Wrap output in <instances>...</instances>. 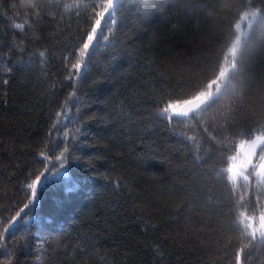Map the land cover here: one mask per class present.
Listing matches in <instances>:
<instances>
[{
  "label": "trees",
  "instance_id": "1",
  "mask_svg": "<svg viewBox=\"0 0 264 264\" xmlns=\"http://www.w3.org/2000/svg\"><path fill=\"white\" fill-rule=\"evenodd\" d=\"M34 2L0 0V264H264V177L229 178L264 135V0H116L78 72L101 0Z\"/></svg>",
  "mask_w": 264,
  "mask_h": 264
},
{
  "label": "snow or ice",
  "instance_id": "2",
  "mask_svg": "<svg viewBox=\"0 0 264 264\" xmlns=\"http://www.w3.org/2000/svg\"><path fill=\"white\" fill-rule=\"evenodd\" d=\"M31 6L35 7L41 5L39 0H35V2L31 4ZM110 12L114 15V0H101L100 10L95 14L96 18L94 24L91 27V30L87 32L86 37L83 39L82 46L79 47L81 59L72 65L73 70H76L78 72L82 68L83 57L85 56L86 53H88L90 47L93 45V42L97 37L98 29L101 27L102 20L105 18L106 14H109ZM253 16H255V12H253ZM17 27H19V25H17ZM105 39L107 40V37H105ZM239 44H240V37L237 36L232 41L231 46L228 49V51L231 53L233 57L237 53ZM232 63L234 64L235 61L233 60ZM9 71H11V69H9ZM225 71L226 69L221 68L219 71V75H217L215 80H213L209 85L210 87L215 86L217 92H219L220 81L221 78L224 76ZM4 83L7 84L8 81H4ZM211 95L212 94L210 92L201 91L192 100L185 101L183 108H181L177 104H169L168 107L165 109V111L162 113V115H166L168 110H171L174 113L187 115V113L191 111L192 107L199 108L201 104L209 100ZM255 116H260L264 118V109H262L260 113H254L253 118H255ZM242 146L243 144L241 145V147ZM257 149H259V152L257 151ZM257 155H259V160H260V163L258 165L254 163V158ZM230 159L233 161V164L229 168V172L231 173V176L229 178L232 179L233 181H235L238 176H243V179L245 180V182H247L249 180V176L244 175L245 170L249 171V173L252 170H256L258 176L264 177V135L257 136L254 140L251 141L247 152L244 154L243 160L239 164L235 163L237 159L236 156H233ZM43 175H44L43 173L37 175L36 179H34L30 184H28V188L31 190V197L29 201L30 203L34 200L36 196L37 187ZM27 207L28 205H25V208ZM19 215L20 213L17 212L16 216ZM16 216H13L12 220H15ZM260 228L262 230L261 234L264 235V212H261L260 215ZM0 240H3V236H0ZM0 249L5 250V255L12 254L3 245H0ZM239 259L240 257L239 255H237V261H239Z\"/></svg>",
  "mask_w": 264,
  "mask_h": 264
},
{
  "label": "rangeland",
  "instance_id": "3",
  "mask_svg": "<svg viewBox=\"0 0 264 264\" xmlns=\"http://www.w3.org/2000/svg\"><path fill=\"white\" fill-rule=\"evenodd\" d=\"M115 1L116 0H114V4H115ZM249 16V14L248 13H246L245 14V17H248ZM243 20H244V18H243ZM229 68H231L232 67V64L230 63L229 64ZM177 105H180V103H178ZM174 113V112H173ZM175 115H177V113H174ZM250 143L251 142H249V143H247L245 146H243L242 148H241V151L239 152V154L237 155L238 156V158L236 159V161H235V163L236 164H239L242 160H243V158H244V154L247 152V150H248V147H249V145H250ZM260 163V162H259ZM258 163V164H259ZM257 164V165H258ZM247 170H245V172H246ZM253 172H254V174H255V176H257L258 178H262L261 176H258L257 175V171L256 170H252ZM244 172V173H245ZM231 174V173H230ZM232 180V179H231ZM243 180V176H238L237 178H236V180L234 181V183L236 184V185H238L239 184V182H241ZM233 181V180H232ZM252 227V230L254 231V232H258V230L259 231H262L261 230V228H260V218H259V224L258 225H256V226H251Z\"/></svg>",
  "mask_w": 264,
  "mask_h": 264
},
{
  "label": "water",
  "instance_id": "4",
  "mask_svg": "<svg viewBox=\"0 0 264 264\" xmlns=\"http://www.w3.org/2000/svg\"><path fill=\"white\" fill-rule=\"evenodd\" d=\"M194 98V97H193ZM193 98H190V99H187V100H192ZM186 100V101H187ZM185 102V101H184ZM184 102H182L179 106L181 107V108H183L184 107ZM206 102L207 101H205L203 104H201L200 106H199V108H197V107H192V109H191V111H189L188 113H187V115H183V114H179L178 113V115L180 116V117H190V116H192V115H194L197 111H199L205 104H206Z\"/></svg>",
  "mask_w": 264,
  "mask_h": 264
}]
</instances>
